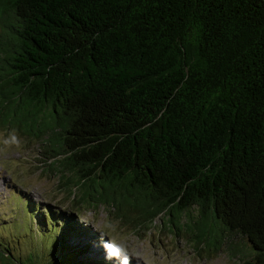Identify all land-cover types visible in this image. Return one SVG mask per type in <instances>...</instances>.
Instances as JSON below:
<instances>
[{
	"label": "trees",
	"instance_id": "obj_1",
	"mask_svg": "<svg viewBox=\"0 0 264 264\" xmlns=\"http://www.w3.org/2000/svg\"><path fill=\"white\" fill-rule=\"evenodd\" d=\"M0 29V125L37 166L88 208L185 215L197 243L218 232L205 250L235 235L228 254L264 264V0H0ZM13 194L4 226L40 249L0 258L108 264L75 210Z\"/></svg>",
	"mask_w": 264,
	"mask_h": 264
},
{
	"label": "rangeland",
	"instance_id": "obj_2",
	"mask_svg": "<svg viewBox=\"0 0 264 264\" xmlns=\"http://www.w3.org/2000/svg\"><path fill=\"white\" fill-rule=\"evenodd\" d=\"M13 129L6 124L0 125V136H6ZM17 134L22 138L21 147L0 153V244L4 247L15 246L16 248L11 247V249L16 252L19 251L21 254H26L30 249L33 257L40 249L38 242L34 247L32 245L28 247L25 244L19 249L20 244L14 243L13 239L22 237L20 231L12 229L9 225L4 226L6 222L12 220L10 215L12 216L13 210L15 211V208L19 209L20 207L13 208L14 200L17 198L13 193H16L17 195L23 194L25 199L31 203L47 204L49 207H56L57 209L75 210L78 215L72 214L78 216L76 221L79 223V228H82L85 233L98 232L97 229L103 228L106 223H114L120 236L126 240L130 253L134 254L132 264L239 263L238 257H232L228 254L231 250L228 245H240V239L231 235L228 241L226 240L220 245L221 249L216 250V252L212 253V251L205 250L204 246L213 248V245L218 246V232L209 234L207 231H203L201 242L197 243L193 235L197 233L200 235L201 232L195 229L190 221L185 220V215L179 216V221L176 218H173L172 221L168 219V215L161 214L153 219L138 223L136 220L138 216L133 213L128 214V218L125 216V218L119 219V215H115V209L105 206L104 203H102L104 205L93 206V210L88 208L92 206L85 204L88 200L80 196L83 188L73 190L69 185L63 183L64 180L60 179L58 174H55V168L43 164H40L42 168L37 166L36 160L40 158L35 153L37 145L35 143L30 144L34 139L23 138L20 131ZM38 147L40 149L41 146ZM95 188L97 189L96 185ZM70 189L75 196L74 199L68 193ZM18 198L20 199L18 200L19 203H21L22 199ZM72 199L74 203L75 199L78 203L73 204ZM113 207L116 208L117 206L113 205ZM93 237L95 236L93 235ZM8 238L11 239L8 240ZM99 241L94 243L92 252H98L99 255L104 256L103 250L99 247ZM17 243L18 245H15ZM192 246L201 249L194 251L195 249H191ZM243 253V256L248 255ZM9 255L10 257H1L0 260L7 264H13L15 254L10 252ZM33 257L16 259L17 264H32ZM105 261L108 264H118L117 261ZM0 264L2 263L0 262Z\"/></svg>",
	"mask_w": 264,
	"mask_h": 264
},
{
	"label": "clouds",
	"instance_id": "obj_3",
	"mask_svg": "<svg viewBox=\"0 0 264 264\" xmlns=\"http://www.w3.org/2000/svg\"><path fill=\"white\" fill-rule=\"evenodd\" d=\"M22 138L16 130H11L6 136H0V153L13 148H20ZM100 236L99 247L104 252L107 261H117L118 264H132L134 254L130 253L126 240L120 236L117 226L108 222L103 228L97 229Z\"/></svg>",
	"mask_w": 264,
	"mask_h": 264
}]
</instances>
